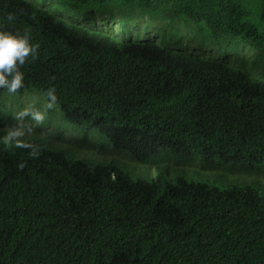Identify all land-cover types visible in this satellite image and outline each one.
Returning a JSON list of instances; mask_svg holds the SVG:
<instances>
[{
    "label": "trees",
    "instance_id": "obj_1",
    "mask_svg": "<svg viewBox=\"0 0 264 264\" xmlns=\"http://www.w3.org/2000/svg\"><path fill=\"white\" fill-rule=\"evenodd\" d=\"M72 3L129 27L148 16L204 25L210 39L229 40L230 54L174 50L154 38L120 42L123 27L76 46L31 4L0 0V30L27 29L39 44L37 58L20 66L23 87L0 88V136L24 109L45 114L41 123L24 118L21 139L31 148L0 143V264H264V191L247 182L259 179L220 188L184 172L172 177L182 164H229L232 174L264 164V0ZM34 19L47 29L36 34ZM240 40L252 49L244 56L253 71L233 61ZM90 42L99 44L89 51ZM50 88L52 109L132 161L57 145L66 128L46 108ZM23 93L33 101L19 103Z\"/></svg>",
    "mask_w": 264,
    "mask_h": 264
},
{
    "label": "rangeland",
    "instance_id": "obj_2",
    "mask_svg": "<svg viewBox=\"0 0 264 264\" xmlns=\"http://www.w3.org/2000/svg\"><path fill=\"white\" fill-rule=\"evenodd\" d=\"M46 6L52 13L56 14L61 20H63L68 25H78L75 20L80 19L82 12H78L73 6V0H68L63 2L62 0H38ZM71 3V4H70ZM142 22V21H141ZM148 25H147V23ZM146 22L141 24H136V26L131 25L129 27L127 24H121L120 20H117L112 28H115L117 32L120 27H123L122 38H134V39H146L154 38L155 42L159 45L173 48L174 50H184L191 51L197 54H203V51H209L208 54L211 56L218 57L224 56L228 53L226 44L229 42L228 39L214 40L208 37L206 28L204 25H198L193 22L187 21H175V20H165L158 17H147ZM123 25V26H122ZM122 32V31H120ZM237 44L239 47V53L233 54L232 58H237L233 60L234 63L244 68L246 71L251 70V58L244 56V51L252 50L250 46L243 43ZM202 46V47H201ZM208 54H204L208 56ZM242 58H247L248 62H244ZM67 127L74 134L75 142H72L73 146L80 150L96 151L98 154L109 157H119L124 160L132 161L127 155L118 156L114 149H107L103 151L102 147L96 145V137L87 134L86 131L78 129L70 125V123L64 122ZM174 163V160H170ZM166 163V162H165ZM164 163V164H165ZM171 165V164H169ZM173 166V165H171ZM228 169H231V165L228 167H223L222 169L211 170L202 169L200 166L193 164H182L175 165L172 169V177L175 178L179 173L184 172L188 179H195L199 181H205L210 184L216 185L220 188H226L232 186V184L241 183L243 180L240 176H245V179H259L258 180H247L249 184H256L261 190L264 191V185L260 183V180L264 183V164L260 165L254 170L242 171L237 174H232ZM145 173L151 177H155L158 174V169L155 166H147ZM245 174V175H243ZM261 177V178H260Z\"/></svg>",
    "mask_w": 264,
    "mask_h": 264
},
{
    "label": "clouds",
    "instance_id": "obj_3",
    "mask_svg": "<svg viewBox=\"0 0 264 264\" xmlns=\"http://www.w3.org/2000/svg\"><path fill=\"white\" fill-rule=\"evenodd\" d=\"M7 1V0H4ZM17 3H25V4H31L34 8L38 9L39 11L43 12L47 18H50L54 21V23H59L60 32H65V28L69 30L71 33L70 35H73V39L75 41L76 46L80 43L87 42L93 35L92 39H102V37L97 38L98 35L95 33L97 32H103L106 33L105 35L111 36L114 34L111 30V26L113 24V20L108 17L105 19H101L100 17H86L84 15H80V19L75 20V22L78 25H68L63 20H61L56 14L52 13L44 4L39 2L38 0H15ZM8 21H14L15 20V14L9 13L7 16ZM38 25V33H41L45 31L47 28L45 25L39 22L38 20H32V24ZM148 25V23H147ZM115 31V28H114ZM95 34V35H94ZM147 41L146 39H134V38H122L120 42H138L143 43ZM113 42V41H109ZM99 43L90 42L89 44V51L94 49ZM38 49L39 44L33 43L32 38L30 35V32L25 29L23 33L20 32H11L6 30H0V88L6 89L5 90L0 89V97L3 93H16L19 89L23 87L24 83V73L20 71V66L24 65L26 61L29 59H36L38 55ZM10 95V94H9ZM47 97L48 102L46 104V108L49 110H52L57 115V121L60 126L65 127V137L63 140H57V145H61L62 147L71 146L75 148L72 144V142H75L74 134L72 131L67 127V125L64 122L70 123L68 119L65 117L64 112L59 109L55 108L52 109V107L55 105L57 101V96L55 93L54 88H50L47 90ZM14 98V96H13ZM8 105L13 108L12 106H16V101H8V97L6 98ZM19 103H30L33 101V98L30 97V94L23 93L19 94V97L17 99ZM12 104V106L10 105ZM14 109V108H13ZM17 121V126H14L10 128L3 136H0V143H3L5 145H15L17 147H29L31 148L32 145L26 143L21 139L25 135V128H24V118L30 117L32 121L36 123H41L45 119V114L41 111H32L29 109H24L21 112H18L14 114ZM70 125H72L70 123ZM73 126V125H72ZM74 127V126H73ZM77 128V127H75ZM52 130V129H51ZM77 149V148H75ZM78 151L84 153V156H93V159H96L97 157L100 158L103 155L98 154L96 151H89V150H80ZM33 156H35L37 153L35 149H33L32 153ZM106 158V157H105ZM24 165L21 164L20 167L22 168Z\"/></svg>",
    "mask_w": 264,
    "mask_h": 264
}]
</instances>
